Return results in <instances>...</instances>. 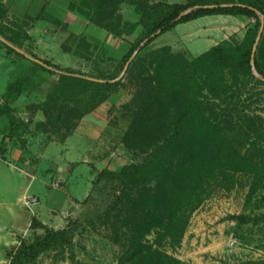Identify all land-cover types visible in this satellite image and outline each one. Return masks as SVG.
Here are the masks:
<instances>
[{
    "label": "rangeland",
    "instance_id": "1",
    "mask_svg": "<svg viewBox=\"0 0 264 264\" xmlns=\"http://www.w3.org/2000/svg\"><path fill=\"white\" fill-rule=\"evenodd\" d=\"M92 1L74 0L69 8L104 32L96 24L97 0L96 4ZM112 16L114 33L119 35L108 32L110 36L102 42H97L95 31L87 27L90 36H83L81 30L70 29L66 21H47V27H53L50 37L40 36L45 29L42 27L34 38L25 32L31 20L0 19V264H116L129 237L132 217L128 213L141 209L142 196L129 185L121 205L107 213L119 185L108 179L97 182L96 176L104 166L118 171L125 164L143 162L146 153L129 149L124 141L139 117L135 113L151 99L148 80L154 77L160 55L182 54L191 59L220 41L236 44L254 22L248 16L207 15L179 23L157 36L121 69V56L146 31L149 19L126 2ZM262 18L264 33V15ZM31 54L88 77L117 74L115 80L119 78V83L112 91L79 95V103H72V109L70 106L61 119L57 108L47 102L57 73L41 68ZM14 82L18 87L13 88L8 100L4 96L8 84ZM212 86L208 83L210 90ZM208 87L202 82L201 98L206 112L220 124L223 147L243 152L258 137V150L253 156L262 167L256 173L217 171L198 204L181 216L179 242L163 236L159 227L146 234L145 242L179 260L177 264H264V81L257 75L237 78L225 71L218 97ZM5 106L18 125L11 138ZM95 107L92 118L99 133L97 140L87 142L95 155L87 157L86 163L64 164L72 156L67 151L61 153V144L49 142L46 150L39 146L40 139L65 138V128H75L81 117ZM77 139L71 138L67 145ZM7 143L10 152H19L17 161L9 154L1 156ZM54 181L58 184L51 186L56 189L48 186ZM238 214L247 220L239 223L232 217ZM32 218L37 222L32 223ZM61 229L70 239L62 246L14 263L6 257V252L20 242L29 244L49 230Z\"/></svg>",
    "mask_w": 264,
    "mask_h": 264
},
{
    "label": "trees",
    "instance_id": "2",
    "mask_svg": "<svg viewBox=\"0 0 264 264\" xmlns=\"http://www.w3.org/2000/svg\"><path fill=\"white\" fill-rule=\"evenodd\" d=\"M92 1V0H90ZM94 1V0H93ZM92 1V2H93ZM99 15L96 24L106 31L119 35L112 26L113 13L126 2L133 4L148 17L146 31L135 42L130 43L121 56L122 67L130 58L149 45L157 36L174 28L179 23L195 20L207 15H233L253 18L242 39L233 44L220 41L198 55L188 59L182 54H161L156 63L154 77L148 80L151 99L135 113L132 129L126 133L125 145L132 150L146 153L143 162L125 164L117 170L102 168L97 182L108 179L118 183L113 202L107 207L109 213L121 205L127 196L129 185L142 196L141 209L128 213L131 218L129 237L125 249L116 264H167L179 260L170 257L158 247L145 242V236L154 227H159L163 236L179 242L182 232L183 213L198 204L205 186L217 171L232 169L256 173L261 162L256 163L254 153L258 141H252L243 152L223 147L224 134L217 122L206 112L201 98L202 82L209 91L219 96L224 85V72L235 77L259 76L264 81V33L263 0H187L184 3L155 2L149 0H97ZM95 3V1H94ZM113 3V4H112ZM96 4V3H95ZM1 15V13H0ZM161 50H165L162 47ZM33 60L43 69L53 70L56 78L52 82L47 102L61 114L80 101L79 95L92 91H112L119 83L117 74L88 77L63 67L50 59L31 54ZM18 82L8 84L5 98L10 99ZM102 97L106 94H100ZM79 96V99L77 98ZM78 100V101H77ZM97 101H95L96 103ZM95 106V105H94ZM4 111L9 119V136L16 133V124L8 106ZM168 126H165L163 122ZM162 124V125H161ZM72 127L67 126V134ZM259 135V134H258ZM7 137V136H6ZM253 152V154H250ZM259 168V169H258ZM130 188V187H129ZM131 190V191H132ZM139 202V201H138ZM239 223L247 217L233 215ZM36 223L35 218L31 219ZM66 231L49 230L45 236L29 244L19 245L6 252L11 263L28 257H37L40 252L69 242Z\"/></svg>",
    "mask_w": 264,
    "mask_h": 264
},
{
    "label": "crops",
    "instance_id": "3",
    "mask_svg": "<svg viewBox=\"0 0 264 264\" xmlns=\"http://www.w3.org/2000/svg\"><path fill=\"white\" fill-rule=\"evenodd\" d=\"M71 1L74 0H0V19L7 17L9 19L14 20H31L33 23L30 22L27 29L25 30L26 34L28 36H37L36 33L38 32V28L45 27L44 32L40 34V36H44V38L50 37L51 32L53 30V27H47V21L48 23L58 20V21H66L69 24L70 29L75 30H81V35H87L90 36V34L87 33L86 29L87 27L91 29L94 33L98 34V40L97 42H102L103 39L108 35V31L102 32V30H97L96 28L90 26L88 24V20L84 17L81 18L80 15L77 14L75 10H72L69 8V6L73 3ZM176 0H167V2L171 3ZM180 3H184L185 1H179ZM43 17V18H41ZM29 18V19H28ZM84 21V22H83ZM90 32V31H89ZM34 37V36H33ZM112 37V36H111ZM35 38V37H34ZM97 107L90 110L89 112L85 113L81 119L77 122L75 128L72 129L71 133H69L65 138L58 139V141L54 140H43L40 139L41 142H39V146H41L44 150L47 148V144L49 142H55L58 144H61L64 146V148L61 150V153L63 151H67V155L72 156L70 160H66L65 157H63V160H66L65 163H78L79 161H82L86 163L87 157H91V155H95L94 152L90 150V148H87V142L88 141H95L97 140L98 133L96 131L95 127V121L92 118V116H95V112ZM2 137V134L0 135ZM0 137V139H1ZM71 138L77 139L74 144L71 146H68L67 143ZM8 140V138H7ZM8 143L3 147L5 150H3V153L1 156L5 158V155H12L16 161L17 156L19 155V152L11 151L10 148H8ZM71 149V151H70ZM73 150V151H72ZM81 152H80V151ZM79 152L80 160H78V155H75ZM1 157V158H2ZM57 164V163H56ZM56 166V171H59L60 167ZM70 167V166H69ZM105 167V166H104ZM103 167V168H104ZM66 168V167H65ZM109 168V167H108ZM67 169V168H66ZM69 169V168H68ZM65 170V169H64ZM58 173V172H57ZM61 177V174H58ZM52 184L49 183L48 186L56 189V187L51 186ZM66 190V189H65ZM33 217V216H32Z\"/></svg>",
    "mask_w": 264,
    "mask_h": 264
},
{
    "label": "built area",
    "instance_id": "4",
    "mask_svg": "<svg viewBox=\"0 0 264 264\" xmlns=\"http://www.w3.org/2000/svg\"><path fill=\"white\" fill-rule=\"evenodd\" d=\"M58 183L56 181L52 182L53 186H56ZM32 201H35L34 198H32Z\"/></svg>",
    "mask_w": 264,
    "mask_h": 264
}]
</instances>
